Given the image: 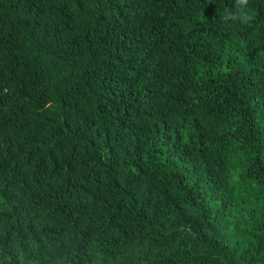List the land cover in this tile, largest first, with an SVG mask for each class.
Masks as SVG:
<instances>
[{"label": "trees", "instance_id": "trees-1", "mask_svg": "<svg viewBox=\"0 0 264 264\" xmlns=\"http://www.w3.org/2000/svg\"><path fill=\"white\" fill-rule=\"evenodd\" d=\"M0 0V264H264V0Z\"/></svg>", "mask_w": 264, "mask_h": 264}, {"label": "clouds", "instance_id": "clouds-1", "mask_svg": "<svg viewBox=\"0 0 264 264\" xmlns=\"http://www.w3.org/2000/svg\"><path fill=\"white\" fill-rule=\"evenodd\" d=\"M225 18L238 20L241 24L250 25L254 19V13L250 8V0H235L234 10L226 9Z\"/></svg>", "mask_w": 264, "mask_h": 264}]
</instances>
